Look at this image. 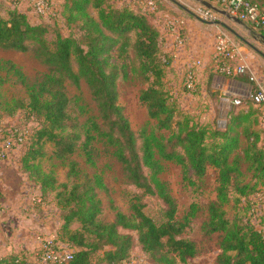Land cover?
I'll return each mask as SVG.
<instances>
[{
  "label": "trees",
  "instance_id": "1",
  "mask_svg": "<svg viewBox=\"0 0 264 264\" xmlns=\"http://www.w3.org/2000/svg\"><path fill=\"white\" fill-rule=\"evenodd\" d=\"M146 1L65 0L60 15L66 27H76V33H57L53 40L47 39L46 27L31 23L16 9L0 15V50L30 54L46 68L44 74L30 77L11 61L0 60V88L11 77L23 87L27 100L8 101L4 113L23 109L39 121V128H33L20 147L19 169L42 198L56 192L62 225L55 240L73 249L68 264H90L92 254L105 248H109L103 251L107 264H125L134 244L154 264H186L198 252L194 242L183 236L189 219L177 218L176 203L158 175L164 162L180 166L188 180L203 178L210 166L218 173V186L215 201L207 206L201 232L204 236L217 235L216 264H264L261 231L238 213L242 200L254 195L256 188L241 182V157L236 155L244 140L243 158L253 179L264 188L262 112L251 101L232 104L224 128L197 122L180 112L176 98L163 83L165 69H172V56L163 49L157 17L147 10ZM209 1L220 7L215 0ZM247 1L264 11V0ZM155 2L161 12L170 13L160 0ZM114 48L121 53L131 48V71L136 80L147 85L140 91L139 102L156 128L169 132L166 138L146 137L137 146L135 133L117 105L119 74L107 60ZM66 83L77 89L85 85L96 117L82 122L74 114ZM182 87L188 92L184 82ZM46 144L52 146L51 157L64 169L63 184L52 172L42 169ZM102 153L121 164L127 183L134 189L126 193L130 213L113 208L116 211L111 221L102 218L99 195L107 190L104 181L91 171ZM146 197L160 201L159 220L144 213ZM232 200L237 212L228 219L223 207ZM73 225L79 228L72 229ZM23 251L1 256L0 264H32V255Z\"/></svg>",
  "mask_w": 264,
  "mask_h": 264
},
{
  "label": "rangeland",
  "instance_id": "2",
  "mask_svg": "<svg viewBox=\"0 0 264 264\" xmlns=\"http://www.w3.org/2000/svg\"><path fill=\"white\" fill-rule=\"evenodd\" d=\"M15 1L16 0H11L10 2L13 3ZM32 1L33 0H30L28 7L30 20L33 23L41 24L47 28L48 34L46 37L48 40H53L57 33H60L64 36H68L70 32L76 33V27H66L60 15V5L65 0H46L48 2V10L45 15L38 14L34 11L31 5ZM174 1H176L180 6L185 7L186 10L191 12V14L193 13L192 10L199 7L198 4L191 0ZM209 2L221 9V7L212 3V1ZM174 5L175 4H173V6ZM2 7L3 9L6 8L5 6ZM162 12L165 13V11ZM169 12L174 14L173 11ZM89 15L95 18V15L92 11L89 12ZM182 16L185 17L184 14H182ZM219 18L221 19L223 17L218 15L216 23L205 22L198 18L201 22L197 21L196 24L199 28H201L204 38L207 40V42H213L214 44L218 29L223 31L225 30L223 27L219 26ZM156 19V25L160 27L162 23L158 17ZM184 31L182 30L181 32ZM225 32L232 38V35L228 33V31L225 30ZM183 36H185V34H183ZM245 36V39H247L254 46V48L258 49L264 54L263 45L258 42H254V40L249 37V35L246 34ZM237 42L239 46L243 48L244 54L246 56L247 52H252L254 53V56L262 59L259 54L253 52L244 43L238 40ZM131 54V48H128L126 53H121L117 50V48H114L110 52L107 60L108 64L111 67L116 68L118 71L119 76L116 80L118 91L117 105L122 107L123 114L127 118L131 130L135 133L137 138V146L139 147L146 137L159 138L162 136V138H166L169 135V132L159 131L156 128V122L148 117L145 107L139 102L140 91L145 89L147 85L141 84L133 75L130 63L132 62ZM0 60L11 61L20 67L24 74L30 77L39 76L46 72V68L30 54H21L0 50ZM107 70H110L109 66H107ZM165 72L166 73L163 77V83L165 85V89L168 90L169 93H172L173 99L175 97L174 93H177L175 91L180 90V92L185 94V96H182L181 99H174L175 105L180 112L191 116L197 122L212 124L218 128L225 127L228 121V114L231 112L232 101H213L215 98L217 99L218 96L215 95V93H212L210 99L203 98L198 94L199 92L197 90L195 92V89L187 93L182 87L184 76L179 77L170 68L165 69ZM7 81L8 82H5L0 88V115L3 114L0 119L11 124L15 123L16 125H24L29 127L31 133L33 128H39V121L34 117L29 116L27 111L22 109L15 111L12 114L4 113L3 108L8 101L13 99L23 103H26L27 101L23 87L17 85L14 82V79L11 77H9ZM66 91L70 100L71 109L73 110L74 114L78 115L82 122L87 121L89 118L96 117L97 114L95 106L91 101L89 92L85 85L82 84L80 88L77 89L71 84L66 83ZM210 95L211 93L208 94V96ZM260 112L262 111L260 110ZM244 147L245 141L241 140V148L237 150L238 152L236 153V155L241 157V182L243 184L255 187L256 193L242 200V205L240 207L238 206V213L240 215L242 212V215L247 220L253 222L255 226L263 231L264 203L260 202L259 198L264 195V188L252 177L250 165L244 160L241 153V149ZM21 149L22 148L15 150L16 154L11 159L13 162L18 163V156ZM44 149L47 156L42 160V169L45 172H52L56 176L59 184L65 183L66 180L64 178V169L56 160L51 157V153L53 152L52 146L46 144ZM91 171L96 172L102 177L107 189L106 192H101L99 195L103 207L102 218L111 221L116 210L123 214H129V203L126 199V193L129 191L133 192L134 189L127 183L122 172L121 164L117 162V160L112 156L102 153L101 157L96 161L95 167L91 168ZM144 172L148 175L146 169H144ZM18 173L21 174L22 177L26 178L24 174L22 175L20 169L18 170ZM185 177L186 176L181 167L171 162H164L163 171L158 175V178L162 182L166 183L169 192L176 203L177 218L182 219L184 217H188L189 219V228L186 230L183 236L186 239L194 242L198 252L193 258H188L186 264H216V258L219 253L217 246V235L213 234L210 236H204L201 232V226L207 220L208 204L215 201L216 198L218 173L214 168L208 166L206 169V174L201 179L192 177L188 180ZM27 188L29 190V196H24V198L26 197L29 201L23 199V207L25 206V208H22L24 209L22 211L23 220L25 219L22 221L23 227H25V229L35 230L33 236L37 237L36 235H38L36 241L39 246L32 245L31 248L24 250L23 252H25V254L28 256L32 255L30 259L33 264L34 256L38 252L42 242L47 239L58 238L62 220L60 218V210L54 198L56 192L49 193L46 198H42L38 189L32 186L30 183L28 184ZM39 198L41 199L40 202L37 201ZM248 201H251L249 206ZM143 204V211L146 215L150 216L154 220H159L161 218L160 214L162 205L158 199L154 197H146L143 199ZM113 208L116 210H113ZM223 209L225 211V217L231 219L237 212V205H234L232 200V202L225 205ZM71 228L76 229L79 228V226L73 225ZM129 234L135 237L134 233ZM13 243L17 246L22 242H20V238H18L15 239ZM104 250H109V248H105L102 251L93 253L90 259V264H107V262L103 259ZM16 251L20 252L22 250L19 249ZM126 261L127 262L125 264H154L145 254L141 252L140 248L136 244H134L128 260Z\"/></svg>",
  "mask_w": 264,
  "mask_h": 264
},
{
  "label": "crops",
  "instance_id": "3",
  "mask_svg": "<svg viewBox=\"0 0 264 264\" xmlns=\"http://www.w3.org/2000/svg\"><path fill=\"white\" fill-rule=\"evenodd\" d=\"M10 1L11 0H0L1 16H5L9 10L16 9L18 12L25 14L28 20L33 23L30 20V13L28 10L30 0H16L13 3ZM160 2L168 11H173L174 14L185 15V26L182 28V30L185 31H180V36L183 40V44L181 45L175 42V35L165 29L162 22V25L158 27L163 37V49L172 56V71L179 77L184 76L185 72L191 67L193 61L200 59L202 61V66L195 69L197 75V91L199 95L203 98L210 99L212 93H215V95L218 96L217 99L215 98L213 101H233L234 99L249 101V93L254 90L256 83L250 82L247 76L229 77L216 70L213 62V45L215 42L213 44V42H207V40H205L201 28L196 24L197 21L200 20L193 13L191 14L190 11L186 10L185 7H183L185 8L184 10L178 6H173L172 2L169 0H160ZM2 6L6 8L3 9ZM218 23L220 27H223L232 35L247 65L255 75L256 81L264 86V58L259 54L262 57V59H260L254 56L252 52H247L246 56L243 48L239 46L237 42L238 40L246 46V43L252 45L245 39V35L247 34L254 42L259 43L260 39L258 35L264 36V32L260 33L254 30L247 23L242 22V24H236L224 18H221ZM183 34H185V36H183ZM251 50L255 52L253 49ZM259 52L262 53L261 51ZM262 55L264 54L262 53ZM175 92H177L174 93L176 99H181L182 96H185L180 90ZM187 93H189V91ZM209 93H211L210 96H208ZM260 126L264 128L262 115L260 117ZM15 152V150L12 151L8 158L0 160V257L15 253L17 252L16 250L19 249L28 250L32 245L39 246L36 241L38 235H36L37 237L33 236L35 230H29L23 227L22 221L25 220H23L22 216V211L24 210L22 208H25V206L23 207V199L26 201L28 200L26 197L24 198V196H29V190L27 188L28 183L26 182V178L18 173V163L11 160L15 156ZM18 238H20V242H22L20 245H17L19 247L13 243L14 240Z\"/></svg>",
  "mask_w": 264,
  "mask_h": 264
},
{
  "label": "built area",
  "instance_id": "4",
  "mask_svg": "<svg viewBox=\"0 0 264 264\" xmlns=\"http://www.w3.org/2000/svg\"><path fill=\"white\" fill-rule=\"evenodd\" d=\"M215 2L230 16L249 24L258 32H264V11L257 4L247 0H215ZM32 8L38 14L45 15L48 10V2L33 0ZM146 8L159 18L165 29L175 35V42L178 45L183 44L180 31L185 26V18L182 15L161 12L155 0H147ZM192 12L205 22L216 23L218 17L215 12L200 5ZM213 61H216L215 68L219 73L229 77L247 76L250 82L256 83L255 90L249 93V101L263 112L262 121L264 122V86L256 81L255 75L247 65L237 44L225 30L218 29L213 49ZM200 66H202V61L196 59L184 74V85L188 91L195 89L197 82L195 69ZM242 102L240 99H234L232 104L240 106ZM30 134L29 127L0 120V160L8 158L12 151L22 147ZM37 201L40 202L41 199L39 198ZM259 201L264 203V195L259 198ZM259 230L264 237V230ZM72 258L73 251L66 245L55 239H47L42 242L34 256L33 264H68Z\"/></svg>",
  "mask_w": 264,
  "mask_h": 264
},
{
  "label": "water",
  "instance_id": "5",
  "mask_svg": "<svg viewBox=\"0 0 264 264\" xmlns=\"http://www.w3.org/2000/svg\"><path fill=\"white\" fill-rule=\"evenodd\" d=\"M169 1H171L176 6H178V7H180V8L185 10V8L180 6L176 1H174V0H169ZM191 1L195 2L196 4H198L200 6H203V7L207 8V9L213 11V12H215L217 15H219V16H221V17H223V18H225V19H227V20H229V21H231L233 23L242 24V22L239 19L230 16L224 10L217 8L216 6H214L213 4H211L208 1H205V0H191ZM258 38L260 39L259 43L264 46V36L263 35H258ZM246 44H247L248 47L253 49L256 53L260 54L264 58V55H262V53H260L256 48H254L252 45H250L248 43H246Z\"/></svg>",
  "mask_w": 264,
  "mask_h": 264
}]
</instances>
